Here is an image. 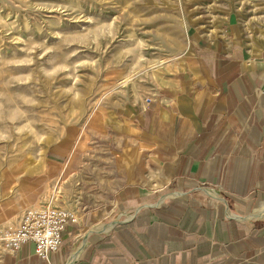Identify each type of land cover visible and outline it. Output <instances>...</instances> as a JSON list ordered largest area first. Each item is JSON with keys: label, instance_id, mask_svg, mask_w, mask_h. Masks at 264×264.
Listing matches in <instances>:
<instances>
[{"label": "rangeland", "instance_id": "1", "mask_svg": "<svg viewBox=\"0 0 264 264\" xmlns=\"http://www.w3.org/2000/svg\"><path fill=\"white\" fill-rule=\"evenodd\" d=\"M223 29L264 46V0H0V228L40 203L74 209L77 222L104 200L115 187L105 133ZM67 158L79 169L58 177ZM77 227L63 264L89 245L91 226Z\"/></svg>", "mask_w": 264, "mask_h": 264}, {"label": "crops", "instance_id": "2", "mask_svg": "<svg viewBox=\"0 0 264 264\" xmlns=\"http://www.w3.org/2000/svg\"><path fill=\"white\" fill-rule=\"evenodd\" d=\"M194 48L169 87L105 133L115 187L65 228L49 262L27 241L0 264H63L77 224L91 232L76 264H264V46L223 29ZM60 164L58 177L79 169ZM149 185L187 194L161 197Z\"/></svg>", "mask_w": 264, "mask_h": 264}, {"label": "built area", "instance_id": "3", "mask_svg": "<svg viewBox=\"0 0 264 264\" xmlns=\"http://www.w3.org/2000/svg\"><path fill=\"white\" fill-rule=\"evenodd\" d=\"M76 216L74 209L51 203L26 208L15 225L0 228V257L16 253L23 243L30 241L36 255L49 262L50 254L61 246L65 228L76 223Z\"/></svg>", "mask_w": 264, "mask_h": 264}, {"label": "bare ground", "instance_id": "4", "mask_svg": "<svg viewBox=\"0 0 264 264\" xmlns=\"http://www.w3.org/2000/svg\"><path fill=\"white\" fill-rule=\"evenodd\" d=\"M70 261H71V259H70Z\"/></svg>", "mask_w": 264, "mask_h": 264}]
</instances>
